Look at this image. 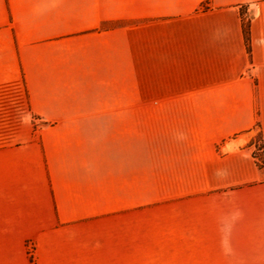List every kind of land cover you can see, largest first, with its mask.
Wrapping results in <instances>:
<instances>
[{"label":"crops","instance_id":"crops-1","mask_svg":"<svg viewBox=\"0 0 264 264\" xmlns=\"http://www.w3.org/2000/svg\"><path fill=\"white\" fill-rule=\"evenodd\" d=\"M258 135L264 0H0V264H264Z\"/></svg>","mask_w":264,"mask_h":264},{"label":"trees","instance_id":"trees-1","mask_svg":"<svg viewBox=\"0 0 264 264\" xmlns=\"http://www.w3.org/2000/svg\"><path fill=\"white\" fill-rule=\"evenodd\" d=\"M244 33H245L246 43L248 46V51L251 52L250 23H244ZM259 137H260V140H262L260 135ZM260 151L261 153L254 150L253 156L257 159L258 166L260 167V169H263L264 168V145L262 141H261Z\"/></svg>","mask_w":264,"mask_h":264},{"label":"rangeland","instance_id":"rangeland-1","mask_svg":"<svg viewBox=\"0 0 264 264\" xmlns=\"http://www.w3.org/2000/svg\"><path fill=\"white\" fill-rule=\"evenodd\" d=\"M260 148H261V140H260V137L258 135L254 141V150L261 153ZM30 252L32 253V254L30 253L31 261L34 263L35 262V248L31 246Z\"/></svg>","mask_w":264,"mask_h":264},{"label":"water","instance_id":"water-1","mask_svg":"<svg viewBox=\"0 0 264 264\" xmlns=\"http://www.w3.org/2000/svg\"><path fill=\"white\" fill-rule=\"evenodd\" d=\"M232 144H234V142H233V143H230L227 147H229V146L232 145Z\"/></svg>","mask_w":264,"mask_h":264},{"label":"built area","instance_id":"built-area-1","mask_svg":"<svg viewBox=\"0 0 264 264\" xmlns=\"http://www.w3.org/2000/svg\"><path fill=\"white\" fill-rule=\"evenodd\" d=\"M251 15V14H250ZM31 249V248H30ZM31 253V252H30ZM32 254V253H31Z\"/></svg>","mask_w":264,"mask_h":264}]
</instances>
